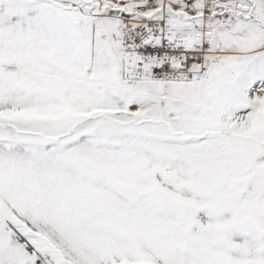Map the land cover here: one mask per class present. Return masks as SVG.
<instances>
[{
  "label": "snow or ice",
  "instance_id": "snow-or-ice-1",
  "mask_svg": "<svg viewBox=\"0 0 264 264\" xmlns=\"http://www.w3.org/2000/svg\"><path fill=\"white\" fill-rule=\"evenodd\" d=\"M0 264H264V0H0Z\"/></svg>",
  "mask_w": 264,
  "mask_h": 264
}]
</instances>
